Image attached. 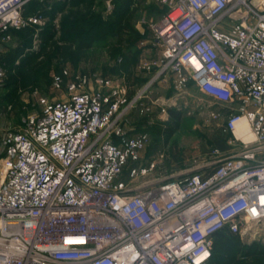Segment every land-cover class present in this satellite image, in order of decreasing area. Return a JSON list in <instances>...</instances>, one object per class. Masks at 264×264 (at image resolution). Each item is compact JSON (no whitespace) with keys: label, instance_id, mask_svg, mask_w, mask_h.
I'll use <instances>...</instances> for the list:
<instances>
[{"label":"built area","instance_id":"obj_1","mask_svg":"<svg viewBox=\"0 0 264 264\" xmlns=\"http://www.w3.org/2000/svg\"><path fill=\"white\" fill-rule=\"evenodd\" d=\"M31 1L0 0V56L16 31L46 25ZM158 1L160 56L143 62L150 76L132 95L113 76L63 69L53 87L64 97H41L1 138L0 264H208L217 233L255 239L264 225V0ZM4 74L0 63V84ZM191 84L217 104L231 153L152 178L153 108L167 114ZM158 86L172 94L152 96Z\"/></svg>","mask_w":264,"mask_h":264},{"label":"rangeland","instance_id":"obj_2","mask_svg":"<svg viewBox=\"0 0 264 264\" xmlns=\"http://www.w3.org/2000/svg\"><path fill=\"white\" fill-rule=\"evenodd\" d=\"M54 1L45 2L52 5ZM166 11L167 8L158 0H65L62 9H52L42 29L36 32L35 28H30L25 42L16 37L7 45L13 55L7 56L3 62L5 74L0 84V140L8 131L22 127L29 115L40 112L41 97H64V92H57L53 87V75L63 69L97 77L113 76L132 94L150 75L143 62L158 58L160 50L155 44L152 25ZM111 22L121 24L129 32L122 31L116 35L119 30L110 26ZM140 24L146 30L138 36L137 25ZM148 31L152 54L149 52L148 58L135 56L128 66L127 61L130 60H124L123 54L140 53V43ZM130 44L133 46L130 47ZM156 94L163 96L167 93L158 86L152 96ZM176 102L170 109L181 112V123L169 139L158 130L169 120L170 112L161 113L157 105L153 108L151 118L155 128L151 132L147 151L162 157H159L160 168L152 178L169 180L200 171L207 162L211 161L206 166L210 167L229 156L232 150L227 143L229 136L223 134L220 126L223 119L211 117L212 110L217 107L214 100L191 84ZM133 117L138 119L139 116L134 112ZM239 145V142L235 143V146ZM215 147L222 152L219 157L213 158L210 152ZM255 159H264V153H257ZM255 229L259 232L256 238L252 235L241 237L243 243H264V225ZM215 256L214 260L219 264H264V256H249L245 249L239 247H234L228 254L221 252ZM214 260L212 264H215Z\"/></svg>","mask_w":264,"mask_h":264},{"label":"trees","instance_id":"obj_3","mask_svg":"<svg viewBox=\"0 0 264 264\" xmlns=\"http://www.w3.org/2000/svg\"><path fill=\"white\" fill-rule=\"evenodd\" d=\"M47 2H48V0H47ZM47 2H45V1L40 2L37 0H33V1L29 2L28 6H27V13L31 14V13L36 12L37 10H44L47 14H50L52 9L53 10L54 9L60 10L65 6V0H55L52 5L47 4ZM109 25L115 27L116 30L117 29L119 30V31L117 30L118 32L116 35H118V33L122 32V31L129 32V31L125 30V27L121 26V24L116 25V24H113V22H111ZM28 30H30V28L16 31L14 33V39L16 37H19L20 40L25 42L28 39ZM70 31H71V28L68 29V32H70ZM137 34H138V36H140L139 32H137ZM130 43H133V42H130ZM131 45L132 44H130V47H131ZM12 55H13L12 49L11 50L7 49L0 56V63L3 64L4 59L7 56L11 57ZM123 55L122 56L124 57V60L125 59L130 60V61H127V65L129 66L131 60L135 59V56H138L139 53H136V54L127 53V54H123ZM149 76L150 75H148L146 77L144 83L149 79ZM132 94H130V95H132ZM169 112H170L169 120L164 122V126L160 127L158 130L159 133H163L165 135L166 139L171 138L172 135L177 131V129L179 128V125L181 123V116H182L181 112L175 111L173 109H169ZM153 128H155L154 124L149 127L151 132H152ZM234 247L243 248V250L245 249L249 256H264V243L254 241L251 244H245L242 242L241 237L238 234H233V233L228 232L227 230H223L214 236L213 253H212V257H211L210 261L208 262V264H212L214 258L216 257L215 255H218L221 252L228 254L231 252V250H233ZM214 263L219 264V262L218 261L216 262V260H214Z\"/></svg>","mask_w":264,"mask_h":264},{"label":"crops","instance_id":"obj_4","mask_svg":"<svg viewBox=\"0 0 264 264\" xmlns=\"http://www.w3.org/2000/svg\"><path fill=\"white\" fill-rule=\"evenodd\" d=\"M137 29H139L138 31L140 32V34H144V32L146 30V28L144 26H142L141 24L140 25H137ZM140 47H142L141 48L142 50L139 53V55H140L141 58H148L152 54V48L153 47H151L150 31H148V35L142 39V41L140 43ZM149 52H151L150 55H148ZM159 56H160V52L158 51L157 57H159ZM250 135H251V133H250ZM251 139H252V135H251V138H249L248 140H251ZM147 150H149V149H147Z\"/></svg>","mask_w":264,"mask_h":264},{"label":"bare ground","instance_id":"obj_5","mask_svg":"<svg viewBox=\"0 0 264 264\" xmlns=\"http://www.w3.org/2000/svg\"><path fill=\"white\" fill-rule=\"evenodd\" d=\"M237 134L238 136H243L245 140H248L250 138L251 135L247 122L242 121L238 124Z\"/></svg>","mask_w":264,"mask_h":264},{"label":"water","instance_id":"obj_6","mask_svg":"<svg viewBox=\"0 0 264 264\" xmlns=\"http://www.w3.org/2000/svg\"><path fill=\"white\" fill-rule=\"evenodd\" d=\"M218 163H216V164H214V165H211L210 167H208V168H211V167H214V166H216ZM199 170H195V171H192V172H189V173H186V174H191V173H194V172H198Z\"/></svg>","mask_w":264,"mask_h":264}]
</instances>
